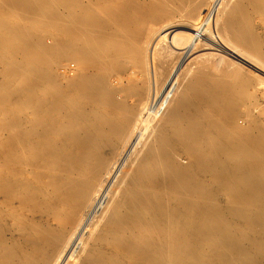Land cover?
Wrapping results in <instances>:
<instances>
[{
  "label": "bare ground",
  "instance_id": "obj_1",
  "mask_svg": "<svg viewBox=\"0 0 264 264\" xmlns=\"http://www.w3.org/2000/svg\"><path fill=\"white\" fill-rule=\"evenodd\" d=\"M256 16L264 0H0V264H264L263 130L239 97L244 52L264 88Z\"/></svg>",
  "mask_w": 264,
  "mask_h": 264
},
{
  "label": "rangeland",
  "instance_id": "obj_2",
  "mask_svg": "<svg viewBox=\"0 0 264 264\" xmlns=\"http://www.w3.org/2000/svg\"><path fill=\"white\" fill-rule=\"evenodd\" d=\"M48 7L53 8L55 6L49 5ZM8 21L12 22L13 19L8 20ZM138 27H143V26L139 25ZM253 27H254V30L260 36L261 40L264 42V22L260 16H256L255 18H253ZM45 35L47 34L45 33ZM46 40L48 41V39ZM213 52L218 53L221 51L214 50ZM250 57H251L250 52H244L243 61H242V72L239 74L245 77H252L253 85L249 88L250 92L248 94L240 93L239 97L240 99L242 98L243 101H245L248 108L251 109L256 122L262 126L261 129L263 130V132L260 133V135L262 138H264V88L260 86L258 83V76L255 74L253 65L251 66ZM226 62H227L226 64H228L229 60H227ZM231 62H229V64ZM236 65L235 64L232 65L231 63V65H229V69L232 68V66L233 68L234 66L241 67L240 64H238L237 66ZM77 70H78L77 61L74 59H66V60H61L60 62H58V64L55 65L53 69V73L57 76L59 80L65 83L67 79H70L76 76ZM134 71H135V66L132 60L129 57H127L126 54L123 52L122 56L119 58L118 65L115 71L113 72L114 73L113 80L115 83H119V84L121 83V84L127 85L129 84L131 80V76L134 73ZM126 104L129 109L134 106L135 96L133 94L129 93L126 95ZM125 113H128V112H125ZM186 159H187L186 155H182V160L185 161ZM92 171H93L92 169L87 170L86 175L90 176L92 174ZM24 213L28 215L29 214L28 209H25ZM42 220L50 221L51 217H44L42 218ZM52 224L53 226L58 225L57 222H52ZM10 225H11L10 220L9 219L6 220L4 224L5 228H8V229L11 228ZM7 236L11 240H15V241L22 240L21 235H19L18 233H13L11 230L7 231ZM72 241L75 247H77L78 241L76 240H72Z\"/></svg>",
  "mask_w": 264,
  "mask_h": 264
}]
</instances>
